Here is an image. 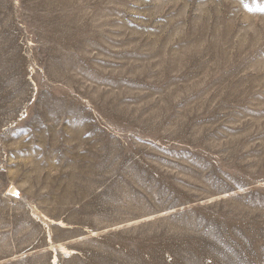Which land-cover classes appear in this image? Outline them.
Segmentation results:
<instances>
[{
    "label": "rangeland",
    "instance_id": "obj_1",
    "mask_svg": "<svg viewBox=\"0 0 264 264\" xmlns=\"http://www.w3.org/2000/svg\"><path fill=\"white\" fill-rule=\"evenodd\" d=\"M0 264H264V0H0Z\"/></svg>",
    "mask_w": 264,
    "mask_h": 264
}]
</instances>
